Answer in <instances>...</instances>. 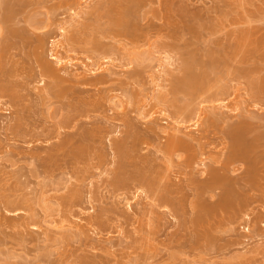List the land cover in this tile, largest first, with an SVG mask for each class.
Instances as JSON below:
<instances>
[{"label": "rangeland", "instance_id": "obj_1", "mask_svg": "<svg viewBox=\"0 0 264 264\" xmlns=\"http://www.w3.org/2000/svg\"><path fill=\"white\" fill-rule=\"evenodd\" d=\"M31 1L36 4L27 13L42 26L30 27L31 35L24 42L43 35V55L62 76L109 77L103 84L77 83L84 92L70 90L65 98H43L51 79L39 75L35 61L25 55L28 48L23 47L28 44L23 46L15 38L7 41L14 48L20 40L23 54L8 49L12 59L5 61L6 68L13 65L8 67L11 72L14 64L22 70L21 77H10L8 85L4 82L12 94L13 89H21L19 98L16 91L17 97L14 93L0 99L4 102H0V264H264V160L255 159L260 171L252 188L242 180L251 161L232 165L240 180H235L234 195H228L235 202L222 210L202 206L200 211L201 207L186 204L172 212L156 206L148 216L151 199L145 188H134L126 200L122 191L120 198L106 184L118 165L128 178L132 169L146 172L145 162L152 161L174 187H185L189 177L207 168L205 164H213L219 156L225 159L236 127L245 121L251 123L245 136L261 137L256 149L264 154V90L253 88V81L264 87V0H143L134 9L121 0H78L72 7L61 0ZM100 4L101 11L92 13ZM113 4L120 6L117 11L130 4L134 12L121 26L126 33L105 35L101 30L115 13L118 16L110 12ZM72 35L79 36L78 41L70 40ZM191 62L187 73L185 67ZM27 72L36 78L24 80ZM18 79L26 90L12 87ZM178 83L183 85L176 89ZM89 99L96 102L95 108L85 105ZM82 104L86 107L76 119L83 132L81 145L67 144L71 157L51 156L54 145L69 143L73 130L65 127L56 135L54 123ZM14 122L22 129L17 136L6 130ZM126 125L136 132L137 145H127L126 151L132 153L125 158L110 143L112 137L125 134L121 129ZM150 125L159 132L153 135ZM93 126L102 129L99 137H94ZM175 132L193 137L196 146L164 159L157 146L166 144ZM93 152L103 156L95 157ZM38 156L45 157L43 163ZM190 156L197 160L187 165ZM75 188L78 202H65ZM189 190L186 187L185 194L195 200L198 194ZM220 191L212 199L219 198ZM143 209L150 219L140 214ZM189 214L199 223L190 225ZM125 215H131L128 223ZM150 227L157 228L155 233Z\"/></svg>", "mask_w": 264, "mask_h": 264}, {"label": "bare ground", "instance_id": "obj_2", "mask_svg": "<svg viewBox=\"0 0 264 264\" xmlns=\"http://www.w3.org/2000/svg\"><path fill=\"white\" fill-rule=\"evenodd\" d=\"M42 1H44V0H42ZM41 1V2H42ZM75 1L77 2L78 0H61V2H62V5H65V6H70V7H72L74 4H75ZM116 0H113L112 1V3L113 2H115ZM121 1H125V2H128V3H132V5H131V8H133L134 9V6H136V7H138V5H140L142 2H143V0H121ZM36 3H34V2H32L31 0H0V99L4 96V97H6V96H10L11 97V95H14V93H15V96L17 97V92H18V98H19V90H21V89H19V90H16L15 89V91H14V89H13V94L10 92V90H9V88H7V86L4 84V82L5 83H7V85H8V82L7 81H9L10 80V77H14V76H16V78H17V75H21L22 74V70H19L18 69V66H17V64H14L15 66H14V69H15V72L13 73V72H11L10 70L13 68L12 66V64L10 63V65H9V63H8V65L9 66H11L12 68H6V66H5V61H7V57H9V59L11 58L8 54V49L11 51V53H12V50H14L15 51V49L14 48H17L19 51H21L22 52V47L20 48L19 47V45L17 44L20 40H22V42H23V44L25 43V44H28L29 45V47H28V45L27 46H25V44L23 45V46H25V47H23L24 49L27 47L28 49V51L26 50V56L28 57V58H30V60L31 59H33L32 61H35V63L37 64V67H38V69H39V75L41 74L43 77H48V78H50L51 79V82L48 84V86H46L45 87V91H47L46 92V94L45 95H43V98H51V97H57V99L58 98H65V96L68 94V93H70L69 91L71 90H73V92H74V94L76 93V91H78V92H84L85 91V89H83V88H81V87H79V86H77L76 87V85H77V83L79 84V83H87V84H99V83H105L107 80H108V77L107 76H105V75H97V76H94L93 78H89V79H86V78H81V79H79V78H76V79H71V78H68V77H66V76H62L58 71H56V69L54 68L55 66L54 65H52V63L45 57V55H43V52H42V49L44 48V45H45V43H46V39H45V37L43 36V35H38V34H36V37H35V39L33 40V41H31V43H30V40H32V39H30L29 40V42H24L25 41V39H27L28 40V38L27 37H29L31 34H29V31H30V27H33V28H38L39 29V27L40 26H42V24L39 26V21H37V18H32V16L30 17L29 16V11H28V9H29V6L31 7V6H33V5H35ZM39 4V3H38ZM121 6H123V5H121ZM102 7H103V5H97L95 8H94V11L92 12V13H97V12H99V11H101V9H102ZM120 6L117 4V5H115V4H113V6H112V8H111V13L112 12H117L118 13V16H115V14H114V16H112L111 17V20H110V23H109V25L107 26V27H105V28H103L101 31H102V34H105V35H111V34H114L115 32L116 33H118V34H124V33H126V30H123L122 29V27L124 26V25H126V24H128V22H127V16L130 14V11H131V8H130V4L129 5H127V4H125L123 7H122V9L120 10V11H117V8H119ZM28 8V9H27ZM141 9V8H140ZM28 12V13H27ZM132 13L131 14H133V10L131 11ZM126 18V19H125ZM133 22V21H132ZM21 23H24V24H21ZM122 26V27H121ZM130 27H131V25H129ZM116 27H120V29H117L116 30ZM27 35H29V36H27ZM72 37V38H71ZM70 37V40L72 39V41H78V39H79V36H77V35H72ZM13 38H15V39H20V40H17L18 42H16V45H15V47L13 48V47H8L7 46V41L8 40H13ZM9 42V41H8ZM10 45H12L11 43H9ZM14 44H15V42H14ZM18 46V47H17ZM22 46V45H21ZM102 46L103 45H101V44H98L97 45V47L98 48H102ZM11 48H13L12 50H11ZM20 48V49H19ZM109 50V49H108ZM7 51V52H6ZM9 51V52H10ZM18 51V52H19ZM101 51H103V50H101ZM6 52V53H5ZM17 52V51H16ZM16 52H13V53H16ZM17 52V53H18ZM8 53V54H7ZM20 53V52H19ZM6 54L8 55V56H6ZM21 54V53H20ZM22 54H23V52H22ZM5 56H6V59H5ZM21 56V55H20ZM23 56V55H22ZM22 56H21V60L22 59H24V58H22ZM12 59V58H11ZM11 61H13V60H11ZM8 62V61H7ZM10 62V61H9ZM13 63V62H12ZM26 63H28L27 61H26ZM188 64V67H185V69H187L186 70V72L188 71V72H190V69H191V67H192V62H191V64H189V63H187ZM186 64V65H187ZM30 65V64H29ZM13 69V70H14ZM192 71V70H191ZM187 72V73H188ZM200 75V74H199ZM21 77V76H20ZM23 77H25V79L23 78ZM35 77V75H33L32 73H30V72H27L26 73V76H22V78L24 79V80H29V79H31V78H34ZM15 78V77H14ZM36 78V77H35ZM199 78V77H198ZM204 78V77H203ZM13 79V78H12ZM12 79H11V81H12ZM22 80V79H21ZM14 81V80H13ZM12 81V82H13ZM16 81V80H15ZM11 82V83H12ZM179 82H182L181 80L179 81ZM16 82H14L13 83V85H12V87L13 86H15V85H20V87L22 88V89H25L26 90V88L24 87V81L22 82V81H20V79H18L17 80V83L15 84ZM66 83H70L69 85L70 86H68V85H66ZM11 85V84H10ZM180 85V83H178L177 85H176V89H179V88H181L182 87V85L181 86H179ZM195 87H197V85H194ZM253 88H256L257 89V91H261V92H263V90H264V87L262 86V84L261 83H259V82H257V81H253ZM9 87V86H8ZM19 87V86H18ZM19 87V88H20ZM17 88V87H16ZM11 89V88H10ZM17 91V92H16ZM73 92H71V94L73 95ZM21 94V93H20ZM78 94V93H77ZM6 95V96H5ZM15 96L13 97L14 98V100H16L15 99ZM73 98V97H72ZM10 99H12V98H10ZM85 101V100H84ZM83 101V104H85V102ZM0 102H1V104L3 103L4 104V102L3 101H1L0 100ZM81 105V108H82V106H83V108L81 109L80 107H78V106H76L77 108H74L73 110H72V113H71V111H70V115L67 117V118H64V119H61V120H59V121H57V122H55L54 123V128H55V133H56V135L58 134H60L61 132H62V128H65V127H71L73 130L70 132V137L71 138H69L70 140H68V142L69 143H67L66 141V143L64 142V141H61V142H59L58 144H56V145H54L55 147H54V150H55V152H53V153H51V156L53 155V154H55V156L57 155H59V156H63V157H71V156H69V155H73L72 154V152L69 154L68 152V150H66V146H67V144H72V146H74V145H81V142L83 141V132L80 130V126H79V123H77L76 122V119H77V117H78V115L80 116V114H82L83 112H84V106L86 105V106H94V108H95V106L97 105L96 104V102L95 101H91L90 99L89 100H87L86 101V104L85 105ZM79 105H80V103H79ZM85 106V107H86ZM100 106V105H99ZM88 108H90V107H88ZM92 108V107H91ZM94 108H92V109H94ZM22 113V115H23V112H21ZM21 115V114H20ZM19 115V116H20ZM21 115V116H22ZM191 115V114H190ZM27 116V115H26ZM26 116H24V117H26ZM28 117V116H27ZM184 117H186V118H190L189 116H186V115H184L183 116V118ZM19 118V117H18ZM180 118V117H179ZM196 118V117H195ZM25 119V118H24ZM181 120V119H180ZM24 121V120H23ZM27 121H28V119H27ZM183 122V121H182ZM21 123H23V122H21ZM251 123H249L248 121H245L244 123H243V125L242 124H240L241 126H239L238 125V127H236V131L234 132V134H233V136H232V144H231V146H230V149H229V152L228 153H226L225 154V159L223 160V161H221V160H219V159H221V158H219V157H221V156H219L218 158H216V160L215 159H213V160H215L214 161V163L213 164H209V165H206L205 164V167H207V168H205V169H203L202 168V170L200 169L199 170V172H198V176H191V177H189L188 178V181H187V184H186V186L184 187V186H178L177 184H176V187H174L175 185L173 184V183H170V182H168V179L166 180V178H165V175H164V173H163V171L161 172L160 170H159V168H161V167H158V164H154V163H156V162H152V161H149V162H145L146 163V165L144 164V166H146L147 167V169L148 170H145L146 168H143L146 172H141V168H140V172H139V170H133L132 169V171L131 172H129L128 173V178H126V174H125V172H124V174L122 173V171H123V169H120V166L118 165V167H117V169L116 170H114V172H113V175H112V177L111 178H109V180L108 179H106V184L107 185H109L108 187H112L114 190H112V192L114 193V191L116 192V194L117 195H119L118 197H120L121 195H120V192L119 191H122L123 192V194L124 195H122L121 197H123V196H125L126 197V200H127V198L129 197L128 195L130 194V192L134 189V188H136V187H143V188H145L146 189V192L145 193H147V197H149L150 199H151V203L150 204H148V206L150 207V209L148 210L149 212H148V216L150 215L149 213L151 212H153V209L156 207V206H158V208L160 207V206H163V207H166V208H169L172 212H178L180 209H184L185 207H186V204L187 205H189V206H193V207H201L199 210L201 211V209L203 208L204 209V207H202V206H208V209H210V206L211 207H214V208H221L222 206H224V208L226 209H228L230 206H231V203L233 202H235L234 201V198H233V200L231 199V197L229 198L228 197V195H230L231 194V196H232V193L231 192H233V195H234V191L236 190V187L234 188V190H233V185H235V183H237L236 181H238V180H240V179H238L239 177L238 176H236V175H234L233 174V170H231L233 167H235V166H232V165H236V161H239V162H241V161H243V159L244 160H246V162L249 160V161H251V163H250V165H249V163L247 164L249 167V169L248 168H245L246 169V171L243 169V171L246 173V175H245V173L243 174V175H245L244 176V178L242 177V180H245V182L247 183L246 184V187H253L254 186V183H256V180H257V178H258V172L260 171L258 168H259V166L256 164V160H260L261 161V159L262 160H264V154H262V155H260V150L258 149V151H257V147L259 148V143H257V141H259L260 139H261V137H256V138H253V140H248V138L246 137L247 136V134H246V132L247 133H249V131H250V125ZM127 126V125H126ZM149 126V125H148ZM151 126V125H150ZM94 127V126H93ZM95 128V127H94ZM127 128H129V126H127ZM127 128H123V129H121V131L123 130V132L125 133V134H121L122 136L121 137H112L111 138V143H110V145L112 146L111 148H113V149H115V153H117L120 157H129V156H131L130 154L132 153H130L129 154V152H127L126 150L128 149V146L127 145H137L136 144V140H135V135L137 136V134H135L134 132H132L131 130H130V128L129 129H127ZM61 129V130H60ZM149 129H150V132H152L153 133V135H154V133H158L159 131L157 130V126H151V127H149ZM159 129V128H158ZM6 130L8 131H11L12 133H14L16 136L18 135V134H21V133H19V131H21L20 130V126H19V123L17 122V123H9L7 126H6ZM92 130V129H91ZM160 130V129H159ZM27 131V130H26ZM158 131V132H157ZM11 132H10V134H11ZM31 132V131H30ZM51 132V131H50ZM93 134H94V137H99L100 136V133L102 132V129H100V128H95V129H93ZM149 132V133H150ZM27 133V132H26ZM42 133V132H41ZM120 133H122V132H120ZM152 133H151V135L150 136H152ZM35 134V133H34ZM68 134V133H67ZM135 134V135H134ZM146 134V133H145ZM245 134H246V136H245ZM26 135V134H25ZM29 135H31V134H28V136ZM46 135V134H45ZM44 135V136H45ZM52 135V134H51ZM98 135V136H97ZM147 135V134H146ZM187 135V134H186ZM14 136V135H13ZM23 136V138H24V135H22ZM34 136V135H33ZM52 136H55L54 134L52 135ZM148 136V135H147ZM35 137V136H34ZM149 137V136H148ZM143 137V138H140V141L142 142V141H145V142H151L150 140H153L154 138L153 137ZM138 138V137H137ZM136 138V139H137ZM138 138V139H139ZM150 139V140H148V139ZM65 139H67V138H65ZM155 139H156V137H155ZM192 140H193V137L191 138V137H184V136H181V135H179L178 133H172L169 137H168V139H167V142H166V144H163V145H158L157 146V148H158V153H160V152H162L163 153V157H164V159L165 158H170L171 156H173L175 153H177L178 151H181V150H185V151H188V150H190L192 147H193V144L195 145L196 143H192ZM197 140V139H196ZM140 141H138L137 140V142L139 143ZM154 141V140H153ZM260 142V141H259ZM198 143H199V141H198ZM207 143V142H206ZM209 143V142H208ZM74 144V145H73ZM69 145V146H70ZM203 144H201V146H202ZM72 146H70V148L72 147ZM76 146V147H77ZM196 146V145H195ZM75 147V146H74ZM115 147V148H114ZM197 147H198V145H197ZM196 147V149H199V148H197ZM200 147V146H199ZM126 148V149H125ZM132 148H133V146H132ZM156 148V149H157ZM194 148V147H193ZM53 149V148H52ZM68 149V148H67ZM112 149V150H113ZM129 150H130V148H129ZM203 150V147H202V149H201V151ZM68 151V152H67ZM205 151V150H204ZM254 151H256L255 152V154L257 155H255V157H254ZM157 152V151H156ZM191 152V151H190ZM194 152V151H193ZM196 153H198V151L196 152ZM200 153V152H199ZM76 154V153H75ZM83 154V153H82ZM103 153H94L93 152V156H95V157H98V158H100V157H102L103 155H102ZM128 154V155H127ZM201 154V153H200ZM259 154V155H258ZM77 155V154H76ZM81 155V154H80ZM161 155V154H160ZM193 155V154H192ZM252 155H253V157H254V159L253 160H251L253 157H252ZM49 156V155H48ZM56 156V157H57ZM58 156V157H59ZM78 157H79V155H77ZM81 156H83V155H81ZM92 156V157H93ZM133 156V155H132ZM159 156V155H158ZM47 157V156H46ZM252 157V158H251ZM39 158V159H38ZM38 160H40V161H42V163L44 162V160H43V158H45V157H41V156H38ZM61 158V157H60ZM83 158V157H82ZM94 158V157H93ZM162 158V157H161ZM172 158V157H171ZM50 159V158H49ZM49 159H45L46 161L48 160L49 161ZM134 159V158H133ZM196 158H195V156L194 157H192L191 158V156L186 160V164L187 165H191V164H193V162H194V160H195ZM256 159V160H255ZM81 160V159H80ZM169 161H170V159H168ZM197 160V159H196ZM195 160V161H196ZM252 161H253V163H252ZM166 162V161H165ZM211 162H213L212 160H211ZM235 162V163H234ZM246 162H244L243 161V163L244 164H246ZM196 163V162H195ZM260 162H258V164H259ZM142 164V163H141ZM198 164V163H197ZM240 164H242V163H240ZM232 167H231V166ZM129 166V165H128ZM141 166V165H140ZM143 166V167H144ZM263 166H264V164H263ZM123 167V166H122ZM247 167V166H246ZM138 169V168H137ZM165 169V168H164ZM163 169V170H164ZM198 170V169H197ZM234 171H236L235 169H234ZM258 171V172H257ZM127 173V172H126ZM235 173V172H234ZM257 178H256V177ZM169 178V177H168ZM256 178V179H255ZM236 180V181H235ZM255 180V181H254ZM104 181V180H103ZM102 181V182H103ZM172 181V180H171ZM105 182V181H104ZM103 182V183H104ZM244 182V181H243ZM245 182L243 183L244 184V187H245ZM254 182V183H253ZM240 183V182H239ZM250 183V184H249ZM238 184V183H237ZM250 185V186H249ZM237 186V185H236ZM241 186V185H240ZM107 187V186H106ZM186 187H188L189 189H191V191L193 192V193H195L196 195L198 194V197L196 198H194L195 200H191L190 199V195H187V194H185V190H186ZM111 188V189H112ZM239 188V187H238ZM237 188V189H238ZM74 189V188H73ZM76 190H72L71 189V191H70V193H68V195L65 197L66 199H68L67 201H66V199H65V202H68V203H75V202H78V199L79 198H77L79 195H78V190H77V188H75ZM138 189V188H137ZM217 189H221V196L219 197V198H216V200H214V199H212V198H215L216 197V190ZM139 190V189H138ZM233 190V191H232ZM190 190H189V192H191ZM195 191V192H194ZM144 192V191H143ZM80 194V193H79ZM115 194V195H116ZM78 195V196H77ZM116 195V196H117ZM194 195V194H193ZM206 195H209V198L208 199H204L205 198V196ZM195 196V195H194ZM215 196V197H214ZM120 197V198H121ZM125 197H124V199H125ZM234 197V196H233ZM119 200V199H118ZM70 201V202H69ZM120 201V200H119ZM122 201V200H121ZM120 201V202H121ZM124 201V200H123ZM238 201V200H237ZM236 201V202H237ZM240 202V201H239ZM70 203V204H71ZM123 203V202H122ZM77 204V203H76ZM121 204V203H120ZM230 204V206H228V207H225V206H227V205H229ZM73 205H75V204H72V206ZM235 206V205H234ZM117 207V206H116ZM115 207V208H116ZM147 207V206H146ZM149 207H147V208H149ZM184 207V208H183ZM233 207V206H232ZM147 208H145L146 209V211H147ZM111 209H113V208H111ZM110 209V210H111ZM116 209H118V208H116ZM223 208H221V210H222ZM109 210V209H108ZM109 210V211H110ZM144 210V209H143ZM211 210H214L213 208H211ZM215 210H217V209H215ZM108 211V212H109ZM113 211V210H112ZM115 211V210H114ZM118 211V210H117ZM145 211V210H144ZM140 212V214L142 215H145V213H146V216L145 217H147L148 218V216H147V212L145 211V212ZM156 211V210H155ZM182 211V210H181ZM200 211H198V212H200ZM203 211H205V210H202V212ZM218 211V210H217ZM216 211V212H217ZM119 212V211H118ZM210 212H212V211H210ZM215 211H213V213H214ZM105 213V212H104ZM155 213V212H154ZM153 213V214H154ZM209 213V212H208ZM173 214H176V213H173ZM179 214V213H178ZM178 214H176V215H178ZM212 214V213H211ZM129 215V214H128ZM135 215V214H134ZM141 215H139V217H138V215H137V217H138V220H139V218L141 219ZM159 215V214H158ZM187 215V214H186ZM205 215V214H204ZM160 216V215H159ZM180 216V215H179ZM190 216V217H189ZM189 218H188V220L187 221H189L188 223H190V225H193L194 226V224H191V222H193V223H195V224H197V223H199L198 221H199V218H194V219H192V216L189 214ZM208 216H209V214H208ZM129 217V219H130V217H131V215L130 216H128ZM128 217H126V215H125V219L127 220V222L126 223H128V221H129V219H128ZM150 217H152V216H150ZM156 217L157 216H155L154 218L156 219ZM184 217H186V216H184ZM136 218V216L134 217V219ZM160 218V217H159ZM205 218H207V217H205ZM96 220H95V222L96 221H98L99 222V225L101 226V227H103V222L101 221V220H99L97 217L95 218ZM137 219V218H136ZM148 219H150V218H148ZM155 219H151L152 221L154 220L155 221ZM192 219V220H191ZM142 220V219H141ZM130 221H131V219H130ZM136 222H137V220H135ZM153 221V222H154ZM157 221V222H156ZM156 227H158L159 225L157 224L159 221L156 219ZM184 221V220H183ZM132 222H134V221H132ZM131 222V223H132ZM152 222V223H153ZM155 222H154V224H155ZM130 223V222H129ZM162 223V222H161ZM152 225V227L154 226L155 227V225ZM181 224V223H180ZM182 226V225H181ZM199 226V225H198ZM198 226H196L195 225V229H196V227L198 228ZM161 227V226H160ZM199 227H201V226H199ZM203 227V226H202ZM148 228H149V226H148ZM151 228V227H150ZM157 228H155V230H156ZM162 229V228H161ZM150 229H148V231H149ZM155 230L153 229V228H151V231H150V233H155ZM206 230V229H205ZM158 232V231H157ZM179 232V231H178ZM201 232V231H200ZM149 233H147V235H148ZM149 236V235H148ZM208 238V237H207ZM211 239V238H210Z\"/></svg>", "mask_w": 264, "mask_h": 264}]
</instances>
